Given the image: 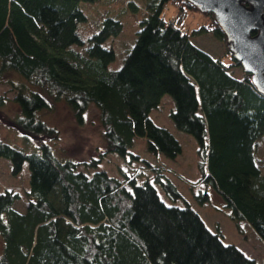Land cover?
<instances>
[{"label":"trees","instance_id":"trees-1","mask_svg":"<svg viewBox=\"0 0 264 264\" xmlns=\"http://www.w3.org/2000/svg\"><path fill=\"white\" fill-rule=\"evenodd\" d=\"M86 2L121 9L96 20ZM168 6L176 10L169 20ZM139 11L135 0H0V81L12 73L21 78L10 79L19 109L13 123L49 138L28 150L0 137V159L11 161L13 176L22 177L26 163L30 172L26 189L0 191V264H259L225 243L189 203L174 204L182 195L164 164L133 148L144 138L152 155L182 153L175 135L150 117L172 96L175 126L200 145L199 182L264 243V161L256 156L264 141V94L245 71L234 75L242 66L228 46L216 57L193 42L207 33L227 38L213 13L185 28L188 14L198 11L186 0H148L133 47L112 69L123 13ZM49 99L65 102L79 124L91 105L98 108L106 143L100 157L78 162L57 154L51 142L59 131L44 115ZM111 153L141 163L155 183L140 181L145 170L112 175L102 167ZM201 197L209 201L208 193Z\"/></svg>","mask_w":264,"mask_h":264},{"label":"rangeland","instance_id":"rangeland-1","mask_svg":"<svg viewBox=\"0 0 264 264\" xmlns=\"http://www.w3.org/2000/svg\"><path fill=\"white\" fill-rule=\"evenodd\" d=\"M147 1L135 0L140 7L138 14H135L136 18L134 14V17L130 15L132 14L130 11V14L128 12L123 13L126 27L124 34L114 42L117 59L111 64L112 69L121 68L126 49L133 47L136 31L140 29V24L137 23V20L142 19L144 13L143 5H146ZM105 5V3L101 2H86L82 7L89 17H92L91 19L97 20L105 12H108L107 16L117 17L115 15L121 9L119 3H113L108 7H105ZM175 11L173 6H168L164 16L169 20L173 18ZM207 19V16L200 11L190 12L184 22V27L192 31L197 23L207 22ZM83 35L86 36L87 34L83 33ZM193 42L216 57L221 56L223 53L225 54L227 47L226 42H221L211 33L195 35ZM233 73L235 76L242 78L245 72L243 68H236ZM11 78L16 82H21V78L13 73L6 75L3 81H0V97H3V100H7L4 106L0 105V137L6 143L30 150L32 145L49 140V138L41 135L39 137V135L24 130L18 124L15 127L13 117L15 113L19 112V109L13 104L16 92L12 89ZM49 102L50 109L46 110L44 115L50 125L59 131L58 141L51 142L57 154L78 162L96 156L100 157L106 143L103 136V128L100 124L98 108L95 105H91L84 115L83 124H79L65 102L54 99H49ZM174 109L175 102L173 97L165 95L159 107L151 112L150 117L156 124L169 129L175 135L181 143L182 153L176 159H170L163 154L152 155L146 150L144 144L146 139L144 138H138L133 151L152 164L160 162L164 164L166 167L165 175L175 184L182 195V198L174 204L184 206L186 205L185 203H189L202 216L208 228L213 232L222 234L225 243L236 245L249 257L256 259L259 264H264V243L252 227L246 222L236 223L232 220L231 210L226 207L218 192L212 186H206L199 182L201 177L199 163L203 160L200 145L193 135L181 131L175 126L171 118V113ZM261 154L264 156V141L260 143L259 150L256 151L257 158L264 161V157ZM261 165L264 167V162ZM11 166L10 160L0 159V191L5 188L19 189L24 187L26 189L29 185L26 174L30 176L28 164H25L22 177H14ZM102 167L116 176L121 170L128 172L145 170L144 174L140 176V181L143 182L148 179L155 183L156 175L152 171H147L141 163H125L124 159L113 153L104 157ZM203 193L209 194L208 202L201 201ZM160 194L168 204L172 203L161 190Z\"/></svg>","mask_w":264,"mask_h":264},{"label":"water","instance_id":"water-1","mask_svg":"<svg viewBox=\"0 0 264 264\" xmlns=\"http://www.w3.org/2000/svg\"><path fill=\"white\" fill-rule=\"evenodd\" d=\"M186 1L203 14H214L231 55L264 94V0Z\"/></svg>","mask_w":264,"mask_h":264}]
</instances>
